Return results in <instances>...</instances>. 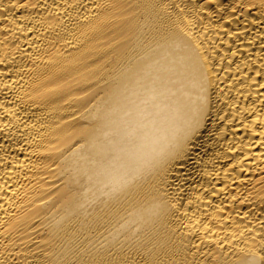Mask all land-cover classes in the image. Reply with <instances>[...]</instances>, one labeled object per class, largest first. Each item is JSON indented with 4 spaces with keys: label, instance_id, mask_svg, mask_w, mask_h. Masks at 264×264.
Returning <instances> with one entry per match:
<instances>
[{
    "label": "bare ground",
    "instance_id": "6f19581e",
    "mask_svg": "<svg viewBox=\"0 0 264 264\" xmlns=\"http://www.w3.org/2000/svg\"><path fill=\"white\" fill-rule=\"evenodd\" d=\"M0 264H264V0H0Z\"/></svg>",
    "mask_w": 264,
    "mask_h": 264
}]
</instances>
